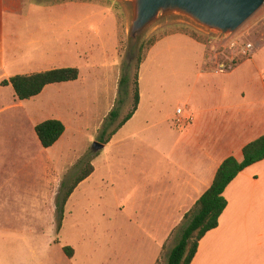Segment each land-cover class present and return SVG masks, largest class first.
<instances>
[{
    "label": "crops",
    "instance_id": "crops-1",
    "mask_svg": "<svg viewBox=\"0 0 264 264\" xmlns=\"http://www.w3.org/2000/svg\"><path fill=\"white\" fill-rule=\"evenodd\" d=\"M75 4L60 10L25 9L23 0H0V99L5 94L11 98V102L1 106L0 113L18 109L7 121H2L7 129L0 131V140L5 145L4 154L22 157L24 148H30L29 143L17 148L13 133L19 121L27 119L37 138L35 145L40 150L37 160L45 170L44 188L51 202L53 222L57 200L50 185L64 174L71 162L65 152L59 151L68 129L67 107L71 108L74 103L75 115L82 125L89 127L93 121L97 125L106 111L109 116L115 101L107 72L110 60L118 56L120 36L115 44V24H93L82 3ZM37 16L40 19H36ZM102 31L111 32L110 38L100 35ZM178 47L193 59H160L162 65H169L173 70L179 68V72L151 75L157 84H163L184 76L186 65L191 64L193 69L190 87L183 97L184 108L178 106L170 113L164 112L162 117L168 123V142H173L169 155L174 164L158 188L164 219H160L161 225L151 231L126 233L129 239L143 240L139 249L149 255L147 264H158L162 260L172 232L211 186L221 163L230 156L242 160L244 147L264 134V65L259 66L255 86L245 82L233 87L230 84L232 73L252 59L232 71L217 73L208 67L205 44L190 35L173 33L157 39L144 56L139 69L138 109L115 136L126 126L134 125L145 111V99L151 93L147 86L152 80L145 72L156 52L159 50L164 57L167 49ZM60 67H78L79 78L49 84L30 99H19L11 84L2 83L17 74ZM66 86L79 88L74 89L78 94L73 96L74 90L63 92ZM103 97L107 105L101 109ZM153 102L155 104V100ZM48 119L61 120L66 130L53 146L45 148L35 126ZM224 195L228 204L219 225L200 240L191 264H264V160L244 169L229 184Z\"/></svg>",
    "mask_w": 264,
    "mask_h": 264
},
{
    "label": "rangeland",
    "instance_id": "rangeland-1",
    "mask_svg": "<svg viewBox=\"0 0 264 264\" xmlns=\"http://www.w3.org/2000/svg\"><path fill=\"white\" fill-rule=\"evenodd\" d=\"M75 3H82L87 9L89 18L93 19L91 23L102 26L115 24V44L120 36L118 56L110 60L107 72L119 116L112 121V117L106 116V111L97 125L93 121V125L87 127L75 115V104L67 107L68 129L59 151L65 152L71 162L64 174L50 185L57 200L54 222L51 202L44 188L45 170L37 160L40 152L35 145L37 138L27 119L19 121L13 133L17 148L23 145L24 148L29 143L30 148H24L22 157L4 154L5 145L0 140V264H147L149 255L139 249L143 240L129 239L126 233L151 231L161 225L160 219H164L158 188L174 164L169 155L173 142H168V123L162 117L164 112L170 113L178 106L184 108L183 97L190 87L193 69L188 64L184 71L186 78L184 74L177 81L168 80L163 84H157L151 75L179 72V68L175 70L174 67L173 70L169 65H162L160 59H193V56L186 55V51L179 47L167 49L164 57L158 50L145 72L152 79L147 86L151 93L148 95L150 101L149 97L145 99V111L134 125L126 126L116 136L111 133L132 108L135 65L139 56L146 55L153 40L167 34L191 35L190 32H195L201 39L198 41L206 45L207 64L214 70L220 38L214 32L199 29L181 15L163 16L138 39H131V17L124 0H23V7L60 10ZM35 18L40 19L38 16ZM237 31L244 35V40L254 43L255 48L252 56L242 58L236 65L238 67L252 59L232 73L230 84L239 87L247 82L255 86L259 66L264 65V6ZM99 34L106 33L102 31ZM105 36L109 39L111 32ZM129 61L133 64L132 82L129 95L125 96L120 93L119 81ZM75 88L79 90L66 86L62 91ZM76 90L71 92L73 96L78 94ZM8 102H11L9 95H2L0 108ZM106 105L103 97L101 109ZM16 111L18 109L0 113V131L7 129L2 121H7V117ZM96 141L104 143L105 147L95 150L93 143ZM51 155L57 161L52 152ZM89 162L94 165V172L73 192L67 208H64L62 227L58 231V206L65 187L73 183ZM181 225L172 232L158 264L167 263ZM64 245L75 249L73 258L64 254Z\"/></svg>",
    "mask_w": 264,
    "mask_h": 264
},
{
    "label": "trees",
    "instance_id": "trees-1",
    "mask_svg": "<svg viewBox=\"0 0 264 264\" xmlns=\"http://www.w3.org/2000/svg\"><path fill=\"white\" fill-rule=\"evenodd\" d=\"M190 34L194 39L201 40L195 32H190ZM155 42L156 40H153L151 45ZM143 58V56H139L135 65L132 108L120 124L112 131L111 135L116 133L138 109L140 101L139 69ZM132 67L133 64L131 61L125 64V69L119 81L120 93H123L125 96L129 95L130 92ZM79 75L80 70L78 67H60L32 74H17L12 76L9 80L2 81V83L4 85L11 84L17 97L21 100H25L37 96L49 84L74 81L79 78ZM118 116L119 111L114 107L108 118L112 117V121H114ZM65 130V124L59 119H48L35 126L37 136L45 148L53 146L61 138ZM262 160H264V134L244 147L242 160L230 156L221 163L211 186L185 214L180 227L178 240L171 248L166 264H191L197 253L200 240L207 232L215 229L219 225L220 217L228 204L224 195L226 188L244 169ZM93 172L94 165L89 162L86 167L80 171V174L75 177L73 183L65 187L62 201L58 206V217L60 219L57 226L58 231H60L62 227L61 217L64 213L65 203L77 186ZM63 251L69 258H72L75 254L74 248L70 245H64Z\"/></svg>",
    "mask_w": 264,
    "mask_h": 264
},
{
    "label": "water",
    "instance_id": "water-1",
    "mask_svg": "<svg viewBox=\"0 0 264 264\" xmlns=\"http://www.w3.org/2000/svg\"><path fill=\"white\" fill-rule=\"evenodd\" d=\"M130 14L129 38L138 39L161 17H186L199 29L214 32L220 39L235 33L260 8L264 0H124ZM105 147L98 141L93 148Z\"/></svg>",
    "mask_w": 264,
    "mask_h": 264
},
{
    "label": "built area",
    "instance_id": "built-area-1",
    "mask_svg": "<svg viewBox=\"0 0 264 264\" xmlns=\"http://www.w3.org/2000/svg\"><path fill=\"white\" fill-rule=\"evenodd\" d=\"M243 34L236 31L231 36L225 39H220L221 44L217 48L214 71L217 73H225L236 68L239 61L252 56L254 51V43L244 40ZM181 113L182 109H178ZM192 119V118H190Z\"/></svg>",
    "mask_w": 264,
    "mask_h": 264
}]
</instances>
